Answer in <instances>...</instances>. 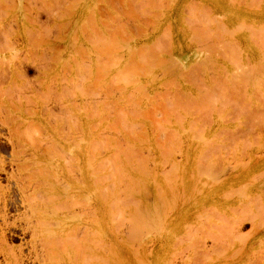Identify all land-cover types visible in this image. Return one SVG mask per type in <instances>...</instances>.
Wrapping results in <instances>:
<instances>
[{"label": "bare ground", "instance_id": "6f19581e", "mask_svg": "<svg viewBox=\"0 0 264 264\" xmlns=\"http://www.w3.org/2000/svg\"><path fill=\"white\" fill-rule=\"evenodd\" d=\"M41 1H43V0H41ZM44 1H46V0H44ZM53 1H55V2H53V4L55 3L57 5L58 2H56V0H53ZM63 1H64V4L68 3V2L66 3L65 0H63ZM63 1H61V3ZM74 1H76V0H74ZM259 1L264 4V0H259ZM15 2H14V4H15ZM36 2H37V0H36ZM43 2H41V3H43ZM16 3L18 4V1ZM28 3H29V1H28ZM51 3H52V1H51ZM61 3H60V5H61ZM145 3H146V1H145ZM162 3L163 2H161V4ZM68 4L70 5V3H68ZM22 5L25 6L26 4L23 3ZM45 5H46V7H50V4H48L49 6L47 4H45ZM45 5L42 7L45 8ZM113 5H115V4H113ZM63 6H65V8H66L67 5H63ZM70 6H69V8H71ZM74 6H75V4H74ZM74 6H72L73 9H74ZM93 6L95 7V4ZM93 6H91V8ZM29 7L26 6V8H29ZM24 8L25 7H23V11H25ZM67 8H68V6H67ZM254 8H256V7H254ZM51 9H49V10H51ZM73 9H71V10H73ZM49 10H47V11L50 12ZM30 11H28V9H27V11H25V12H29V14H32V13H30ZM87 11H88V9H87ZM129 11H131V10H129ZM53 12H54V10H53ZM66 12L70 13L69 10H67ZM66 12H65V14H66ZM3 13H4V11H3ZM60 13L58 14V16L60 15ZM71 13H72V11H71ZM91 13H92V11H91ZM93 13H92V15H93ZM148 13H149V11H148ZM192 13H191V15H193ZM22 14H24V13L22 12ZM33 14H34V12H33ZM61 15H62V13H61ZM141 15H142V12H141ZM37 16H39L38 11L34 14V19H36ZM86 16L88 17V15H86ZM113 16L116 17L117 15L114 14ZM131 16L133 17V15H131ZM153 16H154V14H153ZM197 17L199 19L203 16L198 15ZM109 18H110V16H109ZM211 18H213V16ZM202 19H199V20H202ZM86 20L87 21L89 20V22H90V19L86 18ZM191 20H192V17H191ZM191 20H190V23H191ZM206 20H207V18H206ZM206 20L203 19V21H205V23H206ZM33 21H34V23L36 22V20H32V22ZM110 21H111V18H110ZM194 21L195 20H193V22ZM242 21L243 20H241V22ZM193 22H192V25L194 24ZM199 22H201V21H199ZM214 22H216V21H214ZM241 22H239V23H241ZM90 23H89V25H90ZM205 23H203V24H205ZM244 23H246V21ZM255 23L251 22L249 25L246 24L247 26L245 25V29L247 31H250V32L251 31H253V32L256 31V32H254V33L252 32L250 34H248L247 32H244V33L251 40L250 41L251 44H249L248 46H250L252 49L257 51L258 60L261 62V64L256 67L254 65H252V66L248 65V63H247L246 65L249 66L248 69H247V67L246 68L244 67V69H242L240 67V63H242V65H244L243 64V58H242L243 52L240 51L241 50L240 46L238 47V45H237L238 43L236 41L231 40L230 43L228 42L227 44L225 43L226 41L225 42L221 41L224 44L223 43H220V44L215 43V45L213 44V42H211L212 44L210 43L208 45L205 42L204 47L207 49H203V50L205 52L207 51L206 53L204 52L205 53L204 55H206V56H204L203 53L202 54L200 53L199 55H193V52H192V55L189 54L187 59L182 61L184 68L187 67L186 71H188V66L190 65V63H193L194 60L198 63V67H201L202 65L199 66L200 65L199 63H202L203 67H202V70H200V72L202 71V78L200 77L201 75L200 76L198 75L200 77V78L199 77L198 78L200 79L199 81H201L204 85L203 79H205L204 75L206 72V67L210 65L212 67L211 68L212 70H213V68L219 69V68H217V65H214V64L220 63V61L215 57H218V56L220 57V54H221V56L222 55H224V56H223V58L222 57H220V58L225 60L226 63H228V62L230 63V61L236 60V63L234 61L233 64H236V68L238 69L237 71L240 74L235 73V75H234V74L229 73V76H227V77H226V75H228V74H226V75L223 74L224 76L222 78H221V76L220 77L214 76L216 78L213 79V84H212L213 86L208 85L210 87V88L208 87L210 90L208 88H207L208 90H206L204 87L200 86L201 87L200 89H205L203 91L200 90L202 94L204 93V91H206L203 96L201 95L202 97L200 96L201 93L199 94L200 91H193L190 88H184L183 89L184 91L182 90L181 93L184 94V92H185L186 98L182 99L181 97H179V95H177L178 92H176L175 96H177L179 98V100L182 99L180 101H177L178 99L177 100L175 99L177 97H175L173 95V93L175 92V90L173 88L172 94L169 93L171 91L168 92L169 94H171V96L173 95L171 98L175 99L174 102L170 103V104H175V107H172L173 109L171 108L172 105H169V107H168V103L165 100L161 99L162 98L161 95H159V94L155 95L152 92L153 91L151 88L152 86L150 85V81L152 80V78H151L152 76L151 77L149 76V72H151L152 70L150 71V69L147 68V66H149V64L153 63L152 61H154V60H152V59L154 56H152V59H149L145 48L142 47L145 50V52L141 47H140V49L137 48L138 50H140L139 52H137L135 50L136 47L132 46L133 47V48L131 47L132 50L133 51L135 50L137 52L136 56L140 55L141 54L140 52L143 51L142 54L140 55L142 58H140V56H139V59H141V60H139L138 58H135V60L132 61L130 53H128L130 57H127L124 60L120 61V58H122V57L120 55H119L120 56L119 57L118 54L115 55V53L117 52V51L115 52V50H116L115 48L117 47V46H115V43L117 44L118 41L117 42L111 41V43L113 42L114 44L112 43L109 46L105 45V47H104V45L102 46V44L105 43L104 40H106L105 34H103V32L100 30V28H97L94 26H92L93 29L97 28L98 30H100L102 32V34L100 31L99 32L97 31L98 34L99 33L101 34V36L100 35L98 36V34H96V31L95 32L93 31L96 34V36H98V38L96 36H94L95 35L94 34L93 36L96 38L91 36L93 38H90L89 42L91 41V39H94L93 42L97 43V41H98V43H99L98 47H96L97 44L95 45V48H97V49H95L97 51L96 53H94L95 51L92 49L94 51L93 53L95 55L97 54L96 59H103L100 57L101 56L100 54H102L101 52H104L106 50V53L104 52L105 55H109L111 57V58L109 57L110 59H108V57H107V61H106L107 63L106 64L102 65L101 64L102 60H100L97 62V63L101 62L100 65H98L96 63V65H98V66H96L94 60H90V56H88L89 58H87L90 61V62L89 61H87V62H89L90 64L86 63V61L84 62L83 58H82L84 55L81 56L80 53H81V51L85 52L84 49H86V54L85 53L84 54L87 56V55H89L87 52H91L90 48L85 47L86 45L81 46L80 41H78L79 47H77V48L74 45H73V47H75V48H73L72 44L69 43L71 45L70 47L73 48L74 50H76L75 52H73V54L79 53V56H80V57L78 56L80 58V60H79L80 63H79V61L78 62L76 61L77 59H75L76 58L75 56L72 57L73 54H71V51L68 52V54H71V57L74 59V60L72 59V61H74L72 63L75 65V61H76V63H79V65H77V64L76 65L81 67V69L85 68V67H82L85 65V63H86V65L88 64V71H86L87 68L85 70L82 69V71L80 70L81 72H83V74L85 72L86 78L84 76H82L83 74L80 71H79V73L75 72L77 74V76H76V74L74 73V70L75 71L77 70V72H78L79 67H77V69H76V66H75V69H74V66L72 65V68H71L72 69L71 70L72 76L69 75V77H67V78L65 77L66 76L65 74H67V70L65 71L66 72L65 74L63 73V76L59 75L61 80H62V78H66L65 80H63V81L57 80V82L55 81L54 84H53L51 79H50L51 82H50V80L48 82H44V83L39 81V84L35 86L25 77V70H26L27 66H30V64H31V66L33 65V66H35V68L40 69V68H42V66L40 67L39 65H41L42 63L40 62V64H38L36 59H33L32 56H31L32 58H29V59L28 58L17 59V61H16L17 63L15 64V67L13 69H10L8 71L9 73H6V74L3 73L2 75L0 74L1 77H3V81H0V101H1V103H3V108H2V106H0V127H5L6 129H8L9 137H10L11 143H12V150H11L10 155L8 157V161H9L10 165L15 164L16 171H17V176L13 175V176H15V178H14L15 191L18 194V200L16 201V209L18 210L19 207L24 208L25 211H24L23 215H24V217H26V221H25L26 227L31 231L32 237H41L43 239V242L40 243L41 248H43V249H49L50 248V250H51L52 248L55 247V244H57L58 242L67 241L71 232H73L72 234H74V231L77 232L76 230H74L72 228V226L74 224L72 223V225H70V219H72L74 217H78V216H75L77 213L72 210V205L74 208L75 204H73V203L77 204L79 202L78 205L83 203V201L82 202H80V201L82 200L83 195H85V194L87 195V193L83 194L84 193V189H83L84 183L82 182V179L78 178L79 180H81V182L78 181L79 183L74 184V186L72 185V183L69 182V179H68L69 177L67 178V174H69V172L67 173L68 168L66 167V163H65V161L67 160V155L65 157V154L69 153L72 150V148H74V146H75V148L78 147V149L80 151L78 154H80L81 151L84 150L82 142H85V146L89 147V149H91L94 153L101 152L103 150L102 148H106L108 150L107 147H109V149L111 148V150H112V152L109 153L108 157L102 158L103 160L96 157L97 155L95 156V154H94V156L92 155L95 162L97 161L95 164V167H96L95 172L96 173H95V175L93 174L95 176V179H94L95 185L92 182L93 183L92 190H93V192L96 193V195L104 203L103 207L105 210V214L107 216L106 219L109 220V223H108L109 227H110L109 229L111 230V232L114 233V235H116V237L118 239H120L121 242L122 241L124 242V244L127 248L126 251H128V252H126L128 255L127 258L119 257L118 254L117 255L115 254V250L113 248L114 246H112V244L113 245H115V244L114 243L111 244L109 241L105 240L103 237L105 235L102 234L101 236L100 235L97 236L98 237L97 239H99V240H96L97 242L100 241L98 243H100L101 247L99 245L98 248L101 249V253L96 254L94 252L93 254H95L97 256V259H94V257L96 258V256L92 255V252L91 253L86 252L88 256L92 255L91 257H89L91 259L88 258L89 262L94 259L93 261L97 262V260H98V263L100 262L99 264H159V258L157 256H158L160 250L158 249V247H156V242L154 240V238L156 236H154V235L152 236V241H151V239H149L150 237L148 238V240L146 237L150 236L149 234H152L154 231L156 233L157 230H161L162 227H164L163 221L165 220V215L167 216L171 212V210H169L167 208H169V206H170V209H171V206L174 207V205H175L174 203H176L175 199H178L179 195L183 196V198H181V199L184 200V197H185L186 199H188L190 201L189 204L186 202V204H185L186 207H188L189 205L192 207L197 205L198 213H196V214L194 213V214H195V217L198 216L197 218L199 219L198 224H197L198 226L195 225V226H197V229H198V233L196 234L195 238L186 242L185 246L182 245L184 249H182V247L179 249L181 251L186 250L187 252H190V253H188L187 259L183 262V264L190 263L189 259L191 258L192 253L196 254L199 264H205V262L208 261L210 258H215L219 261L220 264H224L227 262V260L223 258L226 255L228 257H231V255H232L234 257V259L236 260L235 261L236 264H245L250 260L251 256H253V254L255 252H253L251 249H249L247 247L246 238H245L246 235L240 233L239 226L241 224H243L245 221H250L252 228H251L250 234L247 237V239L249 241L248 243L250 245L256 243V241L259 240V235H261L262 233L264 234V27H263L264 25L260 27V28L263 27L262 28L263 30L260 31V29L258 27H256V28L254 27V26H256ZM45 24H44V26H46ZM86 24H85V26H86ZM124 24H125V22H124ZM196 24L198 25L200 23H196ZM208 24H210V23H208ZM197 25H196V27L198 28ZM40 26H42V25H40ZM205 26H206V24H205ZM218 26H222V25L219 24ZM240 26H241L240 28L244 27V25L242 23L240 24ZM202 27H203V25H202ZM202 27L199 26L198 29H201ZM80 28L78 29L79 31L81 30ZM204 28H202L201 30L204 31ZM209 28H211V27H209ZM216 28H217V26L212 27V30H216ZM240 28H236V29H240ZM193 29L195 30V28H193ZM217 29L219 30V32L213 31V33H214L213 34L212 30H211L209 34H213V37H214V35L216 36V34L219 35V34H222V32L223 33L226 32V30H224L225 28H223V26H222V28H217ZM1 30H2V28H1ZM44 30H46V27H44ZM47 30H48V27H47ZM117 30H116V33H117ZM191 30H192V28H191ZM207 30L205 29L204 32H209L210 29H207ZM89 31H90V29H88L87 34ZM197 31H196V33H197ZM44 32H46V31H44ZM72 32H74L73 29H72ZM120 32H122V31H120ZM204 32H202V33H204ZM80 33H81V36H83V34H82L83 31H81ZM202 33L201 32L198 33V34H200L199 37L194 35L195 37H197L199 39V41H200L199 43H201L202 41L205 40L204 36L201 35ZM29 34L30 33H27L28 37H29ZM40 34H42V36H43L44 33L40 32ZM75 34H76V32L71 33L70 37H72V36L74 37ZM46 35H48V33H46ZM102 35H103L104 39L101 38ZM163 35H164V33H163ZM218 35L216 36L217 38H218ZM107 36H106V38H107ZM210 36L212 37V35H210ZM221 36H219V37H221V39H222L224 35L222 34ZM73 37L70 38V42L73 41ZM76 37H77V35H76ZM76 37H75V39H76ZM84 37L85 36H83V38ZM113 37L115 40L114 35L110 36V38H112V39H113ZM122 37H123V35H122ZM191 37H193V36H191ZM4 38H3V41H4ZM38 38H39V35H38ZM41 38H43V37H41ZM46 38H48V37H46ZM231 38H233V37H231ZM75 39L73 41L74 44H75ZM86 39H89V38H86ZM112 39H110V40H112ZM99 40H100V42L101 41H103V42L100 43ZM43 41H45V40L42 39V42ZM68 41H69V39H68ZM87 41L88 40H86V42ZM212 41H213V39H212ZM196 42H198V41H196ZM218 42H220V39L218 40ZM234 42H236V44ZM30 43H31V41H30ZM95 43L92 44L93 45L92 48H94ZM155 43L157 44L156 41H155ZM155 43H152V47L154 46L153 47L154 52H151V50H150V52L151 53L157 52L155 55L159 59L158 62L160 60L163 61L162 59H160L162 56L159 55V53L161 52V49H162L161 45H156ZM159 43H161V42L159 41ZM167 43H169V42L167 41L166 44ZM34 44L35 43L32 42L33 46H34ZM67 44H68V42H67ZM118 44L120 45L119 42H118ZM125 44H127V42ZM125 44H124V46L126 48L127 46ZM39 46L40 45L35 46L34 47L35 50ZM48 46H50V45H48ZM80 46H81V48H80ZM90 46H91V44H90ZM12 47L13 46L6 44V49L8 50V52H9V50L13 49ZM99 47H102V48L104 47L105 48L104 51H102V48H100L101 49L100 50ZM128 47H129V45H128ZM150 47H151V45H150ZM52 48H54V47L52 46ZM59 48H61V46ZM63 48H61V49H63ZM78 48H80V50ZM87 48L89 50H87ZM131 48L129 47V48H127V50L128 49L131 50ZM164 48H165V46H163V49ZM199 48H201V47L199 46ZM46 49H48V47ZM50 49L51 48H49V50ZM146 49H147V47H146ZM149 49L150 48H148V50ZM218 49H220L221 51L219 50L220 52L219 51L217 52ZM238 49H240L239 50L240 53L238 52ZM68 50H70V49H68ZM74 50H72V51H74ZM98 50H100L101 52L99 53ZM41 51H43V49ZM41 51H39L40 52L39 55L37 54L39 57L42 55L41 53L46 52V51H43V52H41ZM59 52H60V49H59L58 53ZM119 53H121V52H119ZM1 54H2V51H1ZM157 54L160 57H158ZM195 54H198V52ZM45 55L46 54H44V56ZM54 55H55V53H54ZM95 55H93V57H95ZM214 55H215V57H214ZM17 56H18V54H17ZM38 56H36L35 58H37ZM47 56H48V52H47ZM47 56H46V59H47ZM56 56L59 57V55H56ZM39 57H38V59H40V58L42 59V57H40V58ZM49 57H52V52H51V56L49 55ZM57 57H55V58H57ZM44 58L45 57H43V59ZM116 58L117 59L119 58V60H116ZM157 58H156V60H157ZM190 58H191V61H189ZM1 59L2 58H0V60ZM60 59H61V57H59V59L57 58L56 61H59ZM63 59H62V61H64V63L61 62V65H60L61 68H62V66H64L63 64H65V66L67 65L66 67H70L68 65L69 62L66 60V59H68V57L65 58L64 60ZM85 59H86V57L84 56V60ZM104 59H106V58L104 57ZM136 59L143 62L144 63L143 67L144 68L146 67L148 70H146V68H145L146 71H144V70L141 71V69L138 68V67H142L141 62L137 61ZM170 59L171 58H168V60H170ZM9 60L10 59H8V61ZM51 60L52 59H50L49 61L51 62ZM65 60L68 64L65 63ZM164 60H166V59H164ZM2 62H0V63H2ZM54 62H55V60H54ZM82 62H84V64H82ZM137 62L140 63V66L138 64V67L136 66ZM155 63L158 64L156 61H155ZM177 63H178V60H177ZM45 64H42V65H44V68H46ZM54 64H56V63H54ZM47 65H49V64H47ZM223 65H225V64L223 63ZM223 65L221 66L220 69L221 70L223 69V71H224L225 66L223 67ZM229 66H230V64H229ZM150 67H152V65H150ZM198 67H196V68H198ZM191 68L193 70V66H191ZM66 69H68V68H66ZM64 70H65V68H64ZM64 70H62V71L64 72ZM168 70H169V68H168ZM91 71H92V73H91ZM164 71H165V69H164ZM227 71H229V70H227ZM86 72H88V73H86ZM89 72L92 75L89 74ZM99 72L101 74H99L100 76L98 75L99 76L98 77L97 74ZM189 72H190V69H189ZM229 72H231V70ZM153 73H155V72H153ZM153 73H151V74H153ZM184 73H186V72H183V74L177 73V75H178V77H181V74L184 75ZM192 73L193 72H191L190 75ZM194 73H196V72H194ZM166 74H168V73H166ZM169 74H171V73H169ZM87 75L91 76V79L89 81V82L92 81V84L90 83L91 86L92 85H96V86L99 85L98 86V88H99L100 85H102L103 87L101 86L102 88L101 87L100 88L103 89L105 87L107 89V91L114 89L115 84L118 86V84L115 83L116 80L119 83L122 82L120 84H122L123 87H128L129 88L127 91L128 94L127 93L126 94L129 95L131 97V99L133 98L132 99L133 103L132 104H130L129 102L128 103L130 104V106L133 105V107H135V108H132V107L131 108H132V110L134 109L133 113L135 112V116L137 118L138 117L139 118H146V117H144V114L148 112L146 110L148 108H146V107H147V105H150L149 100L154 99V95H155V98H157V96H158V100L159 101L162 100L161 101L162 103L165 102L164 104H161V105H163L162 107H165V108L168 107L169 108V109L166 108L167 110H165V108H163V110H162L164 112L166 111L165 116H164L165 119L163 117H161L164 114H162L161 116L158 115V114L162 113V111L160 112V110L158 108H156V110H154V111L152 110V112L155 113V111H157V109H158L157 112H160V113L155 114V115H158V117H156L154 115L155 117L154 118L151 117V118H152L153 122H155V124L158 123V125H157L158 127L159 126L161 128L164 127L162 129V131L165 135L167 134L166 131H164V129L166 130V128H168L170 130V132H168V133L169 134L171 133V134L170 135L167 134L169 138H167L168 141H166L164 143V145H163L164 147H161V144L157 143V141H159V142L161 141L162 137L166 138L163 133H162L163 135L161 134L162 137L160 138V140H157L156 144H155V145H158L160 148L156 147L155 145L151 146L154 149H157V151H156L157 157L156 158L154 157L155 154L154 155L151 154L152 151L148 152L146 150L154 158V160L153 159L147 160V161H152V163L146 162V161H144V159H140V157L143 154L138 153L140 155H134L133 153H136V152H133L132 150L129 149L132 144H133V147L135 146L134 145L135 140L131 139L130 136L127 135V133L132 132L133 134H135V130H132V129L129 130L127 128H129V127L132 128V126L136 123V121H134L132 118H130V116H128L127 114H125L123 112L125 110L121 111V108H122L121 107L120 111L118 110L119 108L117 109L119 111V114H117V122H116L115 111H117V110H115L114 100H113V103H114L113 106L114 107L113 108L112 107H106L105 108L106 110L104 109V106H102V104L99 105L98 107L96 106L95 103L98 100L94 101L95 106L98 108V112H96V115L99 114V116H100L103 112L102 110L104 109V111H106L104 114H106L107 116L106 115L103 116V114H102L103 118L107 117V119H108V117L112 115L111 114V112H112L113 113L112 117H114V119L111 118L112 120L110 121V123H108L107 119H103L101 117V119H98L97 124H94V127H95V125H97V127L101 128L100 131L98 133H96L98 129H97V127H95V129H94L95 134L91 135L92 131H90V134H88V136L85 135L83 127H82V125H83L82 124V117H80L82 114V111H83L82 110L83 109V107H82L83 102L80 104H77V102H75V100H76V96H78V95L81 96V95L85 94L87 91V90L86 91L84 90L85 87H87V86H85V84L83 83L84 80L88 79ZM95 75L98 78H95L96 77ZM186 75H189V73H186ZM153 77L157 78L156 74H154ZM189 77L187 76L188 79H190ZM81 78H83V80ZM170 78H172V77L170 76ZM120 79H122V80H120ZM206 79H205V81H206ZM166 80L168 81L169 77L166 78ZM161 81L164 82L163 80H161ZM171 81H175V77H174V80L171 79ZM171 81L167 82L168 85L174 86V83ZM186 81H187V79L185 77L183 80H180L179 83L178 82L175 83V85L176 84L181 85V84L185 83ZM89 82L86 83V85L87 84L89 85ZM205 84L207 85L208 83H205ZM3 85H5V86H3ZM129 86L132 88L130 89ZM176 87L179 88L178 85ZM176 87H175V89H176ZM88 88L91 89L90 86H88ZM118 88H119V86H118ZM120 90H122V87L120 88ZM123 90L126 91V89H123ZM84 91H85V93H84ZM92 91H93L92 89L90 91H87L88 95H90L89 92L92 93ZM178 91H181V89H179ZM104 92H106V91H104ZM131 92L133 93L132 95H134L133 97H132V95H130ZM87 93L85 95H87ZM93 94H94V91H93L92 95ZM105 95H108V94H105ZM136 95L143 98V100L140 98V101L142 100L143 104L139 101H136V99L134 100V97H136ZM180 96L184 97V95H180ZM103 97H105V96L103 95ZM126 97H128V96H126ZM66 98L71 99L73 101V107L74 108L72 107V104L70 105L67 103L68 99L66 101ZM127 99H129V98H127ZM79 100H82V99H79ZM104 100L107 101V99H104ZM72 101H71V103H72ZM74 102L77 105H75ZM125 102H126V100H125ZM130 102H131V100H130ZM155 102H153V103H155ZM98 103H100V102L98 101ZM110 103L111 102H109V104ZM107 104H108V102H107ZM155 105H156V103L153 105L154 109H155ZM111 106H112V104H111ZM126 106H127V104H126ZM162 107L160 106L159 108L161 109ZM72 108L79 111V114H77L75 116V118L77 119L76 120L77 122L79 119L80 122L78 124H79V126H81V127H79V128H81V130L75 129L78 131V132L76 131L78 133V134L76 133L78 136L75 133L73 134V135L77 136L76 137L77 139L74 140L75 143L72 140V142H73L72 145L76 144L77 146L76 145H74V146L70 145L69 146V144L67 142L68 140L65 137V132H64V131H66V133L68 132V130H66V129L64 130L65 126L70 130L71 124L73 122H75V119L72 122L74 115L70 116V112H72V110H71ZM110 108H111V110H110ZM144 108L147 112L144 111ZM151 108H152V106H151ZM151 108L149 110H151ZM139 109L142 110L143 112H145L144 114H142L143 116L141 114H139V112H138V111H140ZM91 110H92V107H91ZM126 110H128V109H126ZM193 110L196 111L195 122L191 118V116L193 115ZM2 111H4L6 114H4V112H2ZM136 112H138L137 115H136ZM150 112L151 111H149L148 116H150V114L153 116L152 112L151 113ZM129 114H131V113H129ZM85 116H87V115H85ZM91 116H93V115H91ZM148 116H147V118H148ZM160 117L163 118V120L160 119ZM98 118H100V117H98ZM155 118L156 119L158 118V120L157 121L154 120ZM190 118H191V120H190ZM152 120L151 121L149 120V121L152 122ZM77 122H76L75 126L77 125ZM153 122H152V124H153ZM161 122H163V123H161ZM164 123H166V124H164ZM72 125H74V123ZM115 125H118V126H115ZM88 127H89V125H88ZM72 128H73V126H72ZM121 128L122 129L124 128L125 131L127 132V133H125L124 130H120V131H122V133H124V135L126 137V145H125L126 147H124V145H123V147H121V145H119V143H117L115 141V139H117L121 135V133L119 132L120 135L117 137H114L115 133L117 132L116 130H119ZM168 129H167V131H168ZM73 130H74V128H73ZM158 130H160V131H158ZM158 130H156V132L158 134L160 132H162L161 129H158ZM79 131H81V132H79ZM34 132L35 133L38 132L39 137L41 136L40 138L43 139L42 145H40V144L34 145L33 144V139L36 135H33L34 137L32 139L30 134L34 133ZM63 132H64V134H63ZM39 133H43V135L42 134L40 135ZM70 133L72 135V132H70ZM152 134L153 133L151 132V136H152ZM158 134L157 135L155 134L156 137H153L154 140H156V138L159 139L160 134L159 135ZM38 135H37V137H38ZM145 135L146 134L144 133V136ZM70 136H69V139H70ZM40 138L35 137V139H38L37 141L41 142V140H39ZM145 138L147 140L148 137L145 136ZM71 139H74V138L71 137ZM122 141H124V140H122ZM163 141H164V139H163ZM119 142H120V139H119ZM69 143H71V141ZM166 144H167V146H166ZM146 147H147L146 149H148V150L150 149L148 145ZM68 149L69 150L71 149V150L69 151ZM100 149H102V150L99 151ZM93 152H92V154H93ZM192 152H195L197 154L198 161H197V163H195V165H197V166H195V168H196L195 171L197 172V173H195V175H197L196 176L197 179L195 182L196 183V190H195V194H194L195 197L191 199V195H190L191 189L194 187L195 184L191 188V181H190V178L188 177V173L186 171V169L188 168V162L189 161H186L187 162L186 164H181L179 162H176L174 160V158H175V155L178 153V155H180V156L182 155L183 157H186V159L188 160L190 158ZM82 155H83V153L81 154V156ZM92 156H91V159H92ZM138 156H139V158H137ZM0 158H2V157H0ZM65 158H66V160H65ZM138 159H139L140 163L137 162ZM168 162H169V166L167 164ZM77 166H78V164H77ZM158 167H161L160 168L161 173L159 171V174H161V175L158 174V170H159ZM0 168H1V164H0ZM78 169L81 170L79 167H78ZM78 173L80 174V172H78ZM190 174H192V172H190ZM80 175H82V178H83V174H80ZM142 175H144V176L146 175V177H148V181L150 182V184L152 186H154V189H153L154 199L152 200V202H146V200L140 199L137 196H135L137 198H136V200H134L135 198L132 197L134 195V193H136V188H135L136 186L134 184L135 183L134 180H136V181L140 180L141 179L140 177ZM79 177L81 178V176H79ZM144 179H145V177H144ZM74 180L77 181L76 178ZM168 181L169 182L171 181L170 185H171L172 189L175 190L177 195L179 194L178 197L176 196V193L173 192L172 189H169L170 185H169ZM194 181H195V179H194ZM142 182L143 181L141 179L140 183H142ZM163 182L168 183V184L165 183L166 185H164V186L169 185L168 189H169V192L171 193V195H172V193L175 194L174 197H173V195L170 196V197H172V199L175 198V199H173L175 201L174 203L172 202V204H171L172 199L170 197L167 198V200L168 199L170 200L169 202L171 205H167L168 202L166 203L165 202L166 199L164 200V196H163L164 195L163 194L164 188L163 189L161 188L162 193L159 191L160 189H158L161 187L160 184ZM144 183L145 182H143V185H141V187H143V188H144V186H146V184L144 185ZM158 184H159V186H158ZM136 185H138V182L136 183ZM157 186H158V188H157ZM210 186L213 187V189H211L213 191V195L209 201H206V202H209V205H204V203L203 204L197 203V198L200 195H203L204 191L206 189H208ZM143 188H141V190H143ZM137 189L139 190L138 187H137ZM194 189L195 188H193L192 191ZM75 190H76V193H74ZM157 190H158V192H157ZM171 190H172V192H171ZM231 190L234 192H240L239 190H243L246 193V195L249 197L250 201H252V203L250 205H248L249 201H246V202L241 203L238 206H232L234 204H231V199H230V197H228L229 191H231ZM144 193H145V191H144ZM137 194H139V191ZM3 195H4L3 186H1V184H0V199L3 197ZM73 195H76V197L75 196L72 197ZM77 197H78V199H77V201H75V199ZM87 198L88 197L86 196L85 199H87ZM146 199H147V197H146ZM70 200H72L73 202ZM85 201H84V203H85ZM89 201H91V200H89ZM147 201H148V199H147ZM182 201L180 200V202H182ZM164 202L166 203V205ZM82 206L85 207V205H82ZM83 207H81V208H83ZM164 208L169 210V213L167 210H166L167 211L166 212ZM176 208L178 210L180 209L178 207H176ZM207 209L211 210V212L213 214V219L210 217V214L207 211ZM72 211L74 212L73 216L71 215ZM164 213H166V214L164 215ZM3 215H6V213H3ZM78 215H79V213H78ZM81 215L82 214L80 213V216ZM78 219H79V217H78ZM181 220L183 221L182 218H181ZM113 224H116L115 227L112 226ZM122 224L127 225V227H126V229H127L126 233L127 234L125 236L121 237L119 235L120 234V228L119 227H122L121 226ZM207 224H208L207 229L202 228L203 225H207ZM193 225H194V223H193ZM70 226L72 228V231L70 230L71 229ZM73 227H75V226H73ZM79 228H80V226H79ZM165 230L167 231V233L170 231V230L168 231V228ZM78 231H80V230H78ZM95 232H96V230H95ZM77 233H75V234H77ZM81 233H82V231H81ZM90 233H92V232H90ZM97 233L100 234L101 232H97ZM167 233H164V231H163L164 236ZM184 233H182V232L180 233V234H182L181 236L184 235V237H182V238H180L181 237L180 234H179V238H178V235H177V237L174 236V237H176V238H174L175 241H178V242H174L175 244H174V246L172 244V247H175L176 243H178L180 246V243H182L186 240L185 239L183 241V239L186 237ZM75 234L73 237H75ZM83 235L81 234V236H83ZM86 236H87V233H86ZM162 236L163 235H161V237ZM0 237H2L1 232H0ZM76 237H77V235H76ZM157 238L160 239V237H157ZM177 238H178V240H176ZM206 238H210L211 245L209 247L205 244ZM180 239H181V241H179ZM144 240L145 241L147 240L146 243H148L149 240L154 243V245L152 246L151 249L146 248L147 250H145V246H146L145 244L146 243H144L145 242ZM160 241H161V239H160ZM263 243H264V241H263ZM165 244H167V243H165ZM161 246H162V243H161ZM147 247H148V245H147ZM31 248H35V243H33ZM98 248H97V250H98ZM116 250H118V249H116ZM179 250H177L176 253H178ZM72 251L74 252V250H72ZM172 252H173V250H172ZM90 264H91V262H90ZM92 264H94V263H92Z\"/></svg>", "mask_w": 264, "mask_h": 264}, {"label": "rangeland", "instance_id": "374dc122", "mask_svg": "<svg viewBox=\"0 0 264 264\" xmlns=\"http://www.w3.org/2000/svg\"><path fill=\"white\" fill-rule=\"evenodd\" d=\"M14 1V0H13ZM12 0H0V58H2L1 60H0V62H2V63H0V74L2 75L3 73H9L8 71L10 70V69H13L14 67H15V64L17 63L16 61H17V59H25V58H32L33 57V59H36V61H37V63L38 64H40V62L42 63V64H45L46 66V68H44V65H39L40 67L42 66V68H40V69H38V68H35V66H31V64H30V66H27L26 67V70H25V77L33 84V85H38L39 84V81H41L42 83H44V82H48L50 79L52 80V82H53V84L55 83V81L57 82V80L58 81H63V80H65L67 77H69V75L70 76H72V65L74 66V69H75V66H76V69H77V67H79V66H77V65H79V63H80V56H79V53H77V54H73V52H75L76 50H74L73 48H75V47H73V45L74 46H76V48L77 47H79V45H78V41H80L81 43H80V45L81 46H84V45H86L85 47H88V48H90V51L91 52H87L89 55H85L86 54V49H84V51L85 52H82L81 51V53H80V55L82 56V55H84L85 57H86V59L84 60V56L82 57L83 58V61L85 62L86 61V63H88V64H90L89 62V59H87V58H89L88 56H90V60H94V62H95V65H96V63L98 62V61H100V60H102V63L101 62H99V63H97L98 65H100V63L103 65V64H106L107 62V57H108V59H110L111 57L109 56V55H105V53H106V50L104 51V47H105V45L106 46H109V45H111L113 42H119L120 43V45L118 44V42H117V44L115 43V46H117L115 49V55L116 54H118V56L120 55L122 58H120V61H122V60H124L125 58H127V57H130L131 56V60L133 61V60H135V58H138L139 59V56L142 54V52L143 51H141L139 54L140 55H137L136 56V53L137 52H139L140 50H138V49H140V47L142 48H145V50H146V53L148 54V58L149 59H152V56H154L153 57V59L152 60H154V61H152L153 63L152 64H149V66H147V68H149L150 69V71L151 72H149V76L152 78V80L150 81V85L152 86L151 88H152V92L156 95V94H159V95H161V99H163V100H165L167 103H168V107H169V105H172L171 106V108L172 107H175V104H170V103H172V102H174V100L176 99H178L177 101H180V100H182V99H184V98H186L185 97V92H184V94H182L181 92H182V90L184 89V88H190L191 90H193V91H203V90H208L210 87L209 86H213L212 84H213V79H215L216 77H214V76H218V77H220L221 76V78L224 76V75H226V74H228V75H226V77L227 76H229V73L230 74H234L235 75V73H237V74H240L237 70V68H236V64H233L234 63V61H235V63H236V60H233V61H230V63L228 62V63H226V61L225 60H223L222 58H223V56L224 55H222L221 56V54H220V57H222V58H220L219 56L218 57H215V55H214V57L215 58H217L219 61H220V63H218V64H214V65H217V68H219V69H216V68H213V70L211 69L212 67L209 65V66H207L206 67V72H205V75H204V77H205V79H206V81H205V79H203V82H204V85H203V83L201 82V81H199L200 79V77L202 78V71L200 72V70H202V67H203V64L202 63H199L200 65L199 66H201V67H198V63L194 60V62L193 63H190V65L188 66V71H186V69H187V67L186 68H184V66H183V60H185V59H187V57H188V55L190 54V55H192V52H193V55H199L200 53L202 54L203 53V55L207 52H205L203 49H207V48H205L204 47V45H205V42H206V44L208 45V44H210L211 42H213V44L215 45V43L216 44H220V43H223V42H225L226 44L229 42L230 43V41L232 40V41H236L238 44V47L240 46V49H238V52L240 53V51H242L241 53H242V58H243V64L244 65H242V63H240V67L242 68V69H244V67L246 68L247 67V69H248V65H254V66H259L260 64H261V62L258 60V53H257V51L256 50H254V49H252L250 46H248L249 44H251V40L249 39V37H247L246 35H245V33L244 32H247L248 34H250V33H252L253 31H247L246 29H245V25L247 24V25H249L251 22H256L255 23V25L256 26H254L255 28L256 27H258L259 29H260V31H262L263 29V23H264V4L263 3H261L259 0H76V1H74V0H65V2L67 3H70V5L67 3V4H64V1L63 0H56V2H58L57 3V5L54 3L53 4V2H55V1H53V0H51L52 1V3H51V1L50 0H46V1H41V2H43V3H41L39 0H37V2H36V0H15L16 2L18 1V4L15 2V4H14V2H13ZM28 1H29V3H28ZM61 1H63L62 3H61ZM74 1V2H73ZM79 1V2H78ZM134 1V2H133ZM138 1V2H137ZM145 1H146V3H145ZM234 1V2H233ZM249 3H248V2ZM47 2V3H46ZM61 3V5H60V3ZM72 2V3H71ZM76 2V3H75ZM128 2V3H127ZM132 2V3H131ZM161 2H163L162 4H161ZM258 2V3H257ZM26 4L25 6L24 5H22V4ZM41 3V4H40ZM156 3V4H155ZM197 3V4H196ZM256 3V4H255ZM17 4V5H16ZM32 4V5H31ZM39 4V5H38ZM45 4H50V7H46V5ZM67 5L68 6V8H67V6H66V8H65V6H63V5ZM74 4H75V6H74ZM95 4V7L93 6ZM112 4V5H111ZM113 4H115V5H113ZM135 4V5H134ZM144 4V5H143ZM167 4V5H166ZM16 5V6H15ZM45 5V8L44 7H42V6H44ZM53 5V6H52ZM56 5V6H55ZM169 5V6H168ZM25 7L24 9H25V11H27V9H28V11H30V13H32V14H29V12H25V11H23V7ZM26 6L27 7H29V8H26ZM49 6V5H48ZM69 6L71 7V8H69ZM72 6H74V9H73V7ZM91 6H93L92 8H91ZM248 6V7H247ZM39 7V8H38ZM42 7V8H41ZM54 7V8H53ZM61 7V8H60ZM98 7V8H97ZM254 7H256V8H254ZM48 8V9H47ZM54 10V12H53V10ZM66 10H65V9ZM161 8V9H160ZM2 9V10H1ZM43 9V10H42ZM49 10V9H51V10H49L50 12H48L47 10ZM71 9H73V10H71ZM87 9H88V11H87ZM67 10H69V12L70 13H67L66 11ZM72 11V13H71V11ZM97 10V11H96ZM99 10V11H98ZM121 10V11H120ZM129 10H131V11H129ZM134 10V11H133ZM200 10V11H199ZM3 11H4V13H3ZM39 12V16H37L36 17V19H34V14L36 13V12ZM91 11H92V13H93V15H92V13H91ZM148 11H149V13H148ZM153 11V12H152ZM156 11V12H155ZM187 11V12H186ZM197 11V12H196ZM6 12V13H5ZM22 12L24 13V14H22ZM33 12H34V14H33ZM56 12V13H55ZM61 12L62 13V15H61V13H60V15L58 16V14ZM65 12H66V14H65ZM88 12V13H87ZM118 12V13H117ZM129 12V13H128ZM132 12V13H131ZM140 12V13H139ZM141 12H142V15H141ZM147 12V13H146ZM193 12V13H192ZM202 12V13H201ZM191 13L193 14V15H191ZM198 13V14H197ZM26 14V15H25ZM52 14V15H51ZM68 14V15H67ZM104 14V15H103ZM117 15L116 17L115 16H113V15ZM121 14V15H120ZM135 14V15H134ZM153 14H154V16H153ZM190 14V15H189ZM196 14V15H195ZM202 14V15H201ZM70 15V16H69ZM86 15H88V17L86 16ZM103 15V16H102ZM123 15V16H122ZM127 15V16H126ZM131 15H133V17L131 16ZM156 15V16H155ZM188 15V16H187ZM195 15V16H194ZM203 16V17H201V18H199V19H205L206 20V18H207V20H206V23H205V21H203V19L202 20H199L198 19V17L197 16ZM28 16V17H27ZM64 16V17H63ZM91 16V17H90ZM93 16V17H92ZM109 16H110V18H111V21H110V18H109ZM113 16V17H112ZM139 16V17H138ZM187 16V17H186ZM213 16V18H211ZM31 17V18H30ZM115 17V18H114ZM191 17H192V20H191ZM197 17V18H196ZM210 17V18H209ZM85 18V19H84ZM86 18H88V19H90V22H89V20L87 21L86 20ZM117 18V19H116ZM133 18V19H132ZM138 18V19H137ZM189 18V19H188ZM195 18V19H194ZM36 20V22L34 23V21L32 22V20ZM145 19V20H144ZM152 21H151V20ZM215 19V20H214ZM30 20V21H29ZM50 20V21H49ZM52 20V21H51ZM100 20V21H99ZM187 20V21H186ZM190 20H191V23H190ZM193 20H195L194 22H193ZM241 20H243L244 22L246 21V23H244L243 21L241 22ZM94 21V22H93ZM199 21H201V22H199ZM203 21V22H202ZM209 21V22H208ZM214 21H216V22H214ZM220 23H219V22ZM222 21V22H221ZM103 22V23H102ZM110 22V23H109ZM115 22V23H114ZM123 24H122V23ZM124 22H125V24H124ZM134 22V23H133ZM149 22V23H148ZM191 24H189V23ZM192 22L194 23L193 25H192ZM200 23V24H196V23ZM210 23V24H208V23ZM218 22V23H217ZM239 22H241L243 25H244V27H242V28H240L241 26H240V24L241 23H239ZM250 22V23H249ZM46 23V24H45ZM87 23V24H86ZM89 23H90V25H89ZM148 23V24H147ZM203 23H205L206 24V26H205V24H203ZM217 23V24H216ZM222 23V24H221ZM44 24L46 25V26H44ZM62 24V25H61ZM68 24V25H67ZM84 24V25H83ZM85 24H86V26H85ZM104 24V25H103ZM113 24V25H112ZM123 26H122V25ZM222 25L223 26V28H225L224 30H226V32H222V34L224 35L223 36V38L221 39V35L222 34H216V36L218 35V38L214 35V37H213V31L214 32H219V30L217 29V28H222V26H218V25ZM225 24V25H224ZM40 25H42V26H40ZM88 25V26H87ZM147 25V26H146ZM196 25L198 26V28H199V26H201L202 27V25H203V27L202 28H204V31H205V29L207 30V29H210L209 30V32H204V31H202L201 29H198L197 27H196ZM208 25V26H207ZM246 25V26H247ZM260 25V26H259ZM39 26V27H38ZM46 27V30H44V27ZM59 26V27H58ZM66 26V27H65ZM82 26V27H81ZM85 26V27H84ZM92 26H94V27H97V28H100V30L103 32V34H105V39L106 40H104L105 41V43H103L102 44V46L104 45V47L102 48V47H99V49L100 48H102V51H104V52H101L100 50H98V52L100 53H102V54H100L101 56V58H103V59H96V56H97V54L95 55L94 53H96L97 51L95 50V49H97V48H95V45L97 44V46L96 47H98V41H97V43H95V42H93V40L94 39H91V41L93 42V43H95L94 44V48H92L93 47V43L90 41L89 42V40H90V38H93L94 36H96V34H98V32L100 31V30H98L97 28L94 30L93 29V27ZM111 26V27H110ZM195 26V27H194ZM215 26H217V28H216V30H212V27H215ZM261 26H263L262 28H260ZM42 27V28H41ZM47 27H48V30H47ZM57 27V28H56ZM81 27V28H80ZM88 27V28H87ZM108 27V28H107ZM110 27V28H109ZM147 27V28H146ZM207 27V28H206ZM209 27H211V28H209ZM1 28H2V30H1ZM37 28V29H36ZM41 28V29H40ZM81 29L80 31L78 30V29ZM85 28V29H84ZM93 30H92V29ZM115 28V29H114ZM151 28V29H150ZM191 28H192V30H191ZM193 28H195V30L193 29ZM236 28H240V29H236ZM39 29V30H38ZM72 29H73V31L74 32H76V34H75V36L73 37L72 35V37H73V41H74V39H75V37H76V35H77V37H76V39H75V44H74V42L72 41V42H70V38H72V37H70V34L71 33H74V32H72ZM75 29V30H74ZM83 29V30H82ZM88 29H90V31L88 32V34H87V31H88ZM105 29V30H104ZM118 29V30H117ZM120 29V30H119ZM142 29V30H141ZM198 31H197V30ZM254 29V28H253ZM46 31V32H44V31ZM112 30V31H111ZM116 30H117V33H116ZM168 32H167V31ZM201 30V31H200ZM212 30V33L213 34H209L210 33V31ZM252 30V29H251ZM48 31V32H47ZM60 31V32H59ZM64 31V32H63ZM81 31H83V36H85L84 38H83V36H81ZM96 31V34L94 33V32ZM98 31V32H97ZM100 31V32H101ZM115 31V32H114ZM120 31H122V32H120ZM138 31V32H137ZM196 31H197V33H196ZM202 33V32H204V33H202L201 35H203L204 36V41H202L201 43H199L200 41H199V39L197 38V37H199L200 36V34H198V33H200V32ZM208 31V30H207ZM5 32V33H4ZM40 32L42 33H44L43 34V36H42V34H40ZM51 34H50V33ZM93 32V33H92ZM102 32H101V34H102ZM127 32V33H126ZM142 32V33H141ZM164 33V35H163V33ZM194 32V33H193ZM254 32H256V31H254ZM253 32V33H254ZM27 33H30L29 34V37H28V35H27ZM46 33H48V35H46ZM110 33V34H109ZM112 33V34H111ZM124 33V34H123ZM162 33V34H161ZM90 34V35H89ZM95 34V35H94ZM101 34L99 33L98 34V36L100 35L101 36ZM166 34V35H165ZM169 34V35H168ZM192 34V35H191ZM205 34V35H204ZM38 35H39V38H38ZM55 35V36H54ZM87 35V36H86ZM94 35V36H93ZM110 35V36H115V40H114V37H113V39L112 38H110V36L108 37V36ZM122 35H123V37H122ZM160 35V36H159ZM197 36V37H195V36ZM210 35H212V37L210 36ZM62 36V37H61ZM90 36V37H89ZM91 36H93V37H91ZM98 36H96L97 38H98ZM106 36H107V38H106ZM122 38H121V37ZM191 36H193V37H191ZM219 36H221V37H219ZM4 38V41H3V38ZM41 37H43V38H41ZM46 37H48V38H46ZM57 37V38H56ZM64 37V38H63ZM96 37H94V38H96ZM162 37V38H161ZM166 37V38H165ZM231 37H233V38H231ZM62 38V39H61ZM86 38H89V39H86ZM101 38H103L104 39V37H103V35H102V37ZM112 39V40H110V39ZM128 40H126V39ZM170 38V39H169ZM196 38V39H195ZM7 39V40H6ZM42 39H44L45 41H43L42 42ZM68 39H69V41H68ZM125 39V40H124ZM130 39V40H129ZM168 39V40H167ZM195 39V40H194ZM212 39H213V41H212ZM220 39V42H218V40ZM224 39V40H223ZM252 39V38H251ZM41 40V41H40ZM72 40V39H71ZM86 40H88L87 42H86ZM96 40V39H95ZM102 40V39H101ZM217 40V41H216ZM6 41V42H5ZM30 41H31V43H30ZM48 41V42H47ZM111 41H113L112 43H111ZM123 41V42H122ZM155 41L157 42V44L155 43ZM159 41L161 42V43H159ZM169 42V43H167L166 44V42ZM196 41H198V42H196ZM221 41H223V42H221ZM250 43H249V42ZM2 42V43H1ZM32 42H34L35 44H34V46L32 45ZM67 42H68V44L70 43V44H72V47L73 48H71L70 46V44L68 45L67 44ZM99 42H100V40H99ZM101 42H103V41H101ZM100 42V43H101ZM127 42V44L129 45V47L131 48L132 46L133 47H136L135 48V50L137 51H133L132 50V48H131V50H127V48H129L128 47V45L127 44H125ZM236 42H234L235 44H236ZM152 43H155L156 45H161V52L159 53V55H161L162 57L160 58V59H162L163 61H159L158 62V58H157V56L155 55L156 53H151V52H154V46L152 47ZM6 44H8V45H11V46H13L12 48L13 49H11V50H9V52H8V50L6 49ZM52 44V45H51ZM90 44H91V46H90ZM114 44V43H113ZM124 44L127 46L126 48H125V46H124ZM146 44V45H145ZM212 44V43H211ZM224 44V43H223ZM38 45H40L39 47H37V49L35 50V46H38ZM47 45V46H46ZM48 45H50V46H48ZM55 45V46H54ZM65 45V46H64ZM68 45V46H67ZM78 45V46H77ZM144 45V46H143ZM150 45H151V47H150ZM198 45V46H197ZM203 47H202V46ZM52 46L55 48L56 46V48L54 49V48H52ZM61 46V48H63V49H61V48H59ZM81 46H80V48H81ZM100 46V45H99ZM163 46H165V48L163 49ZM167 46V47H166ZM199 46L201 47V48H199ZM10 47V46H9ZM48 47V49H46V48ZM146 47H147V49H146ZM208 47V46H207ZM49 48H51L50 50H49ZM60 49V52L58 53V51H59V49ZM80 48H78L79 50H80ZM83 48V47H82ZM87 48V50H89ZM138 48V49H137ZM142 48V49H143ZM148 48H150L149 50H148ZM152 48V49H151ZM169 48V49H168ZM195 48V49H194ZM218 48V47H217ZM43 49V51H46V52H44V53H41L42 55L40 56V57H42V59H43V57H45L43 60L38 56L39 54H40V52L39 51H41ZM46 49V50H45ZM58 49V50H57ZM68 49H70V50H68ZM95 51H93V50ZM197 49V50H196ZM202 51H201V50ZM14 50V51H13ZM53 50V51H52ZM64 50V51H63ZM72 50H74V51H72ZM83 50V49H82ZM144 50V49H143ZM145 50H144V52H145ZM150 50H151V52H150ZM153 50V51H152ZM167 50V51H166ZM196 50V51H195ZM220 49H218L217 50V52L219 51ZM236 50V49H235ZM240 50V51H239ZM1 51H2V54H1ZM13 51V52H12ZM43 51H41V52H43ZM56 51V52H55ZM71 51V54H73L72 55V57L73 56H75L76 58L75 59H77L76 61L78 62L79 61V63H76V61H75V65L72 63V62H74V61H72V57H71V54H68V52H70ZM123 51V52H122ZM163 51V52H162ZM221 51V50H220ZM219 51V52H220ZM256 51V52H255ZM47 52H48V56H47ZM51 52H52V57H49V55L51 56ZM79 52V51H78ZM94 52V53H93ZM119 52H121V53H119ZM197 53L198 52V54H195V53ZM205 52V53H204ZM10 53V54H9ZM28 53V54H27ZM54 53H55V55H54ZM85 53V54H84ZM93 53V54H92ZM98 53V54H99ZM128 53H130V56H129V54ZM168 53V54H167ZM236 53V52H235ZM17 54H18V56H17ZM31 54V55H30ZM38 54V55H37ZM44 54H46L45 56H44ZM68 54V55H67ZM152 54V55H151ZM2 55V56H1ZM56 55H59V57H61V59L59 60V61H56L57 60V58L59 59V57H57ZM93 55H95V57H93ZM128 55V56H127ZM158 55V54H157ZM158 55V57H160ZM208 55V54H207ZM24 56V57H23ZM32 56V57H31ZM36 56H38L40 59H38V57L37 58H35ZM46 56H47V59H46ZM79 56V57H78ZM106 58V59H104V57ZM117 56V57H118ZM119 56V57H120ZM150 56V57H149ZM156 56V57H155ZM204 56H206V55H204ZM217 56V55H216ZM55 57H57V58H54ZM68 57V59H66L68 62H69V64L66 62V60H65V63H67L70 67H66L65 66V64H63L64 63V61H62V59L64 58H67ZM110 57V58H109ZM95 58V59H94ZM98 58V57H97ZM140 58H142L141 56H140ZM155 58V59H154ZM156 58H157V60H156ZM166 59V60H164V59ZM168 58H171L170 60H168ZM5 59V60H4ZM8 59H10L9 61H8ZM39 61H38V60ZM46 59V60H45ZM50 59H52L51 60V62L49 61ZM63 59V60H64ZM129 59V60H130ZM31 60V59H30ZM45 60V61H44ZM54 60H55V62H54ZM74 60V59H73ZM97 60V61H96ZM116 60H119V58L117 59L116 58ZM128 60V59H127ZM130 60V61H131ZM137 60V59H136ZM139 60H141V59H139ZM139 60H137V61H139ZM143 60V59H142ZM177 60H178V63H177ZM8 61V62H7ZM35 61V60H34ZM49 61V62H48ZM82 61V60H81ZM87 61H89V62H87ZM109 61V60H108ZM155 61L158 63V64H156L155 63ZM166 61V62H165ZM189 61H191V58H190V60ZM45 62V63H44ZM48 62V63H47ZM61 62H63L62 64L65 66H62V68H61ZM84 62H82V64H84ZM139 62H141V61H139ZM175 64H174V63ZM199 62V61H198ZM232 62V63H231ZM53 63V64H52ZM54 63H56V64H54ZM86 63H85V65L84 66H82V67H85V68H82L83 70H85L86 68V71H88V64L86 65ZM155 63V64H154ZM160 63V64H159ZM170 63V64H169ZM223 63L225 64V65H223ZM248 63V65H246ZM3 64V65H2ZM13 64V65H12ZM47 64H49V65H47ZM77 64V65H76ZM81 64V65H82ZM138 64H139V66H140V63H138L137 62V67H138ZM144 63L143 62H141V66L142 67H138L139 69H141V71H146V70H148L146 67V70H145V68L143 67L144 65H143ZM154 64V65H153ZM167 64V65H166ZM180 64V65H179ZM192 64V65H191ZM229 64H230V66H229ZM232 64V65H231ZM2 65V66H1ZM8 65V66H7ZM55 65V66H54ZM98 65H96V66H98ZM150 65H152V67H150ZM167 67H166V66ZM223 65V67H224V71H223V69L221 70L220 68H221V66ZM234 65V66H233ZM246 65V66H245ZM13 66V67H12ZM50 66V67H49ZM87 66V67H86ZM191 66H193V70H192V68H191ZM253 66V67H254ZM48 67V68H47ZM154 67V68H153ZM156 67V68H155ZM164 67V68H163ZM172 67V68H171ZM183 67V68H182ZM196 67H198V68H196ZM8 70H7V69ZM44 68V69H43ZM60 68V69H59ZM64 68H65V70H64ZM66 68H68V69H66ZM168 68H169V70H168ZM174 68V69H173ZM231 68V69H230ZM50 69V70H49ZM82 69H81V67H79V69H78V72H77V70L75 71L74 70V73L76 72V73H79V71L81 70L82 71ZM164 69H165V71H164ZM167 69V70H166ZM184 69V70H183ZM189 69H190V72H189ZM196 69V70H195ZM62 70H64V72L62 71ZM67 70V74H65L66 71ZM70 70V71H69ZM161 70V71H160ZM173 70V71H172ZM227 70H231V72H229V71H227ZM3 71V72H2ZM69 71V72H68ZM80 71V72H81ZM167 71V72H166ZM226 71V72H225ZM56 72V73H55ZM98 72V71H97ZM96 72V73H97ZM153 72H155V73H153ZM182 73L183 74V72H186V73H189V75H186V73H184V75H182L181 74V77H178V75H177V73L178 74H180V73ZM191 72H193L191 75H190V73ZM194 72H196V73H194ZM214 72V73H213ZM225 72V73H224ZM228 72V73H227ZM242 72V71H241ZM63 73L66 75L65 77L66 78H62V80L60 79V76H63ZM75 73V74H76ZM82 74H83V72H81ZM80 73V74H81ZM86 73H88V72H86ZM91 73H92V71H91ZM90 72H89V74H91ZM151 73H153V74H151ZM166 73H168V74H166ZM169 73H171V74H169ZM84 74H85V72H84ZM82 75V76H84L85 78H86V74L85 75ZM88 74V75H89ZM99 74H101L100 72L97 74V76L99 75ZM154 74H156V77L157 78H155V77H153V75ZM220 74V75H219ZM222 74V75H221ZM224 74V75H223ZM1 75H0V81H3V77H1ZM60 75V76H59ZM79 75V74H78ZM87 75V76H88ZM92 75V74H91ZM162 75V76H161ZM173 75V76H172ZM186 75V76H185ZM193 75V76H192ZM200 77H199V76ZM76 76H77V74H76ZM81 76V75H80ZM79 76V77H80ZM96 76V75H95ZM95 77V78H98V77ZM170 76L172 77V78H170ZM183 76V77H182ZM187 76L191 79H193L195 76L197 77H195L193 80L191 79H188L187 78ZM51 77V78H50ZM55 77V78H54ZM168 78L169 77V80L167 81L166 80V78ZM174 77H175V81H171V79L172 80H174ZM186 77V79H187V81L185 82V83H183V84H176L175 85V83H179V81L180 80H183L184 78ZM199 77V78H198ZM94 78V79H95ZM209 78V79H208ZM47 79V80H46ZM82 80H83V78H81ZM90 79H91V76H88V79H86V80H84L83 81V83L85 84V86H87V87H85V91L87 90V91H90L91 89L94 91V94L92 95V93H93V91H92V93H90L89 92V94L90 95H88V93H87V91H86V93H87V95H85L86 93H85V91H84V93L85 94H83V95H81V96H76V100H75V102H77V104H80V103H82L83 102V111H82V114H81V116L80 117H82V127H83V130H84V133H85V135L86 136H88V134H90V131H92L91 132V135L92 134H95V127H97V125H95V127H94V124H97V121H98V119H101V117L103 118V116H105L106 114H104L106 111H104V109L106 108V107H114L113 106V104L115 105V110H117L118 108V110L120 111V108H121V111H123V110H125V111H123L125 114H127L128 116H130V118H132L134 121H136V123L132 126V128H127V129H129V130H135V134H133L132 132H129V133H127L126 131H125V127L122 129H119V130H116L117 132L115 133V136L114 137H117V136H119L120 135V133H121V135L117 138V139H115V141L117 142V143H119V145H121V147H123V145H124V147H126L125 145H126V137H125V135H124V133H122V131H120V130H124V132L125 133H127V135H129L130 136V138L131 139H134L135 141H134V147H133V144L131 145V147L129 148L130 150H132L133 152H136V153H133L134 155H140V154H143L141 157H140V159H144V161H146V162H151L152 163V161H147V160H151V159H153L154 160V158H153V156L152 155H154V157L156 158L157 157V153H156V151H157V149H154L153 147H151L152 145H155L156 144V141L157 140H160V138L162 137L161 136V134L163 133V131H162V129L164 128V127H158L157 125H158V123H156L155 124V122H153V120H152V118L151 117H158V115H162V114H164L163 116H161V117H163L164 118V116H165V113H166V111L164 112V111H162L163 110V108H165V107H162L163 105H161V104H164V103H162L161 101L162 100H158V96H157V98H155V95H154V99H151V100H149L150 101V105H147V107L146 108H148V109H146L145 110V108H144V111H146L147 113H145V112H143L142 110H140V111H138L139 112V114H144V117H146V118H137L136 116H135V112L133 113V110H132V108H135V107H133V105L132 106H130V104H132L133 102H132V99H131V97L129 96V95H127L128 94V87H123V85L122 84H120V83H122V82H118L117 80V82L115 81V83H117L118 84V86H119V88H118V86L115 84V88L114 89H111V90H108L107 91V89L104 87L103 89H101L103 86L102 85H100V87L98 88V86L99 85H92L91 86V84H92V81L91 82H89L90 81ZM93 79V80H94ZM44 80V81H43ZM51 80H50V82H51ZM96 80V79H95ZM120 80H122V79H120ZM161 80H163L164 82H162ZM202 80V79H201ZM210 80V81H209ZM241 80V79H240ZM97 81V80H96ZM173 82L174 83V86L173 85H168V83L167 82ZM208 81V82H207ZM89 82V85L87 84L86 85V83H88ZM95 82V81H94ZM212 82V83H211ZM91 83V84H90ZM205 83H208L207 85L205 84ZM211 83V84H210ZM6 84V83H5ZM96 84V83H95ZM159 84V85H158ZM170 84V83H169ZM169 87H168V86ZM179 86V88H177L176 86ZM203 85V86H202ZM209 85V86H208ZM3 86H5V85H3ZM88 86H90L91 87V89L90 88H88ZM122 87V90H120V88ZM204 87L205 89H200L201 87ZM96 87V88H95ZM130 87V86H129ZM163 87V88H162ZM170 89H168V88ZM175 87H176V89H175ZM209 87V88H208ZM113 88V87H112ZM118 88V89H117ZM132 87H130V89H131ZM173 88H174V90H175V92L173 93V95L175 96V94H176V92H178V94L177 95H179V97H181L182 99H180L179 100V98L177 97V96H175V97H177V98H175V99H172L171 97L173 96H171V94H172V92H173ZM208 88V89H207ZM117 89V90H116ZM123 89H126V91H124ZM179 89H181V91H178ZM115 92H114V91ZM210 90V89H209ZM104 91H106V92H104ZM113 91V92H112ZM169 91H171V92H169ZM184 91V90H183ZM201 91L199 92V94L201 93ZM104 92V93H103ZM112 92V93H111ZM156 92V93H155ZM171 93V94H169V93ZM181 94H180V93ZM205 92L206 91H204V93L202 94H200V96L202 95H204L205 94ZM127 93V94H126ZM161 93V94H160ZM209 93V92H208ZM105 94H108V95H105ZM133 93L131 92V94L130 95H132ZM103 95L106 97H103ZM111 95V96H110ZM123 95V96H122ZM180 95H184V97H182V96H180ZM88 96V97H87ZM126 96H128V97H126ZM134 95H132V97H133ZM201 96V97H202ZM160 97V96H159ZM96 100H95V99ZM110 98V99H109ZM127 98H129L130 100H131V102H130V100L129 99H127ZM140 98L143 100V98L142 97H139V96H137L136 95V97H134V100L136 99V101H139V102H141L142 103V100L140 101ZM206 98V97H205ZM67 99L68 98H66V101H67ZM79 99H82V100H79ZM104 99H107V101L106 100H104ZM109 99V100H108ZM138 99V100H137ZM160 99V98H159ZM100 102V103H98V101ZM113 100H114V103H113ZM125 100H126V102H125ZM71 99H68V101H67V103L68 104H72V107H73V101H72V103H71ZM94 101H97L96 103L94 102ZM156 101V102H155ZM159 103H158V102ZM74 102V103H75ZM107 102H108V104H109V102H111L109 105L107 104ZM130 104H129V103ZM153 102H155L156 103V105H155V109H154V107H153V105L155 104V103H152ZM176 102V101H175ZM96 104V106L98 107L99 105H101L102 104V106H104V109L102 110L103 112H102V114H103V116H102V114L99 116V114H97L96 115V112H98V108L95 106V104ZM76 103H75V105H77ZM87 104V105H86ZM94 106H93V105ZM111 104H112V106H111ZM125 104V105H124ZM126 104H127V106H126ZM129 104V105H128ZM143 104V103H142ZM166 105V104H165ZM0 106H2V108H3V103H1V101H0ZM86 106V107H85ZM89 106V107H88ZM151 106H152V108H151ZM157 106V107H156ZM162 107L161 109L159 108V107ZM167 106V105H166ZM91 107H92V110H91ZM117 107V108H116ZM132 107V108H131ZM168 107H166V108H168ZM74 108V107H73ZM71 109L72 110V112H70V116H73V120H72V122L74 121V119H75V122H73L74 123V125H72L71 124V128H70V130L65 126L64 127V130L66 129V130H68V132L66 133V131H64L65 132V137L67 138V142H68V144H69V146L71 145V146H74V145H76V144H74V145H72V140L74 141L75 139H77L76 137L78 136L77 134V130H75V129H78V130H81V128H79V127H81V126H79V119H78V122L76 121L77 119L75 118V116L77 115V114H79V111L78 110H76V109ZM130 108V109H129ZM151 108V110H149ZM156 108H158L159 110H160V112L162 111V113H160V112H157L158 111V109H157V111H155V113H153L152 112V110L154 111V110H156ZM165 108V110H167ZM170 108V109H171ZM126 109H128V110H126ZM169 109V108H168ZM173 109V108H172ZM171 109V110H172ZM97 110V111H96ZM106 110V109H105ZM110 110H111V108H110ZM115 111V119H116V122H117V114H119V111ZM93 111V112H92ZM95 111V112H94ZM130 111V112H129ZM149 111H151L152 112V114H153V116L150 114V116H148V113H149ZM2 112H4V111H2ZM90 112V113H89ZM138 112H136V115H137V113ZM150 112V113H151ZM164 112V113H163ZM121 113V112H120ZM129 113H131V114H129ZM158 113H160V114H158ZM195 113V114H194ZM4 114H6L5 112H4ZM112 114V115H111ZM111 116H109L108 117V119H107V117H104L103 119H107V122L108 123H110V121L112 120V119H114V117H112L113 116V113L111 112ZM147 114V115H146ZM155 114H158V115H155ZM85 115H87V116H85ZM91 115H93V116H91ZM155 115V116H154ZM107 116V115H106ZM143 116V115H142ZM147 116H148V118H147ZM98 117H100V118H98ZM160 117V119H162L163 120V118H161ZM195 117H196V111L195 110H193V115L191 116V118L193 119V121L195 122ZM112 118V119H111ZM191 118H190V120H191ZM165 119V118H164ZM152 120V122H153V124H152V122H150V121ZM154 120H158V118L156 119H154ZM94 123H93V122ZM103 121V120H102ZM138 121V122H137ZM76 122H77V125L75 126V124H76ZM161 123H163V122H161ZM143 124V125H142ZM164 124H166V123H164ZM88 125H89V127H88ZM91 125V126H90ZM138 125V126H137ZM72 126H73V128H74V130H73V128H72ZM78 126V127H77ZM115 126H118V125H115ZM141 126V127H140ZM139 127V128H138ZM116 128V127H115ZM155 128V129H154ZM92 129V130H91ZM97 132L96 133H98L99 131H100V129L101 128H99V127H97ZM158 129H161V131L162 132H160L159 134L156 132V130H158ZM167 129L168 128H166V130L164 129V131H166V133L168 134V135H170L168 132H170V130L168 129V131H167ZM75 131V132H74ZM77 131V132H76ZM158 131H160V130H158ZM64 132H63V134H64ZM70 132H72V135L75 133H77L76 135H71V133ZM79 132H81V131H79ZM120 132V133H119ZM151 132L153 133L152 134V136H151ZM70 133V134H69ZM118 133V134H117ZM143 133V134H142ZM144 133L146 134L145 136H147L148 138H147V140H146V138H145V136H144ZM40 135L42 134L43 135V133H39ZM68 134V135H67ZM158 134L159 135V139H157L156 138V140H154L153 139V137H156V135ZM164 134V133H163ZM162 134V135H163ZM165 135L164 134V136L166 137V138H163L164 139V141H163V139L161 138V141L159 142V141H157V143L158 144H161V147H164L163 145H164V143L166 142V141H168L167 140V138H169L168 137V135ZM31 135V138L33 139V135H36L35 137L36 138H40L39 137V135H38V132H34V133H31L30 134ZM37 135H38V137H37ZM71 135V136H70ZM69 136H70V139H71V137H73L74 139H69ZM85 136V137H86ZM35 137H34V139H33V144L34 145H37V144H40V145H42V138H40L39 140H41V142H39V141H37L38 139H35ZM122 137V138H121ZM144 137V138H143ZM119 139H120V142H119ZM118 140V141H117ZM122 140H124V141H122ZM71 141V143H69ZM148 141V142H147ZM139 142V143H138ZM74 143H75V141H74ZM121 143V144H120ZM82 144H83V148H84V150L83 151H81V153L80 154H78L80 151H79V149H78V147H76L75 148V146H74V148H72V150L70 151L69 149V153L71 154H69V153H67V154H65V157H66V155H67V160H66V158H65V160L67 161H65V163H66V167L68 168L67 170V173L69 172V174H67V178L69 179V182L70 183H72V185L74 186V184H78L79 182L78 181H80L81 182V180H79V179H82V182L84 183L83 184V189H84V193L83 194H85V193H87V195L85 194V195H83V197H82V200L80 201V202H82L83 201V203H81V204H79L78 205V203L76 204V203H73V204H75V206H74V208H73V205H72V210L73 211H75L77 214L75 215V216H78L79 217V219H78V217H74V218H72V219H70V225H72V223L74 224L73 226H75V227H73L72 226V228L74 229V230H76L77 232H75L74 230V234L75 233H77V234H75V237H73L74 236V234H72L73 232H71L72 231V228H71V226H70V236H69V238H68V240L67 241H65V242H58L57 244H55V247L54 248H52L51 250H50V248L49 249H43V248H41V242H43V239L41 238V237H32L31 236V231L26 227V224H25V221H26V217H24V215H23V213H24V208L23 207H19V209L17 210L16 209V201L18 200V194L16 193V191H15V184H14V178H15V176H13V175H16L17 176V171H16V166H15V164H13V165H10V163H9V161H8V157H9V155H10V152H11V150H12V143H11V139H10V137H9V131H8V129H6L5 127H0V157H2V158H0V164H1V168H0V184H1V186H3V193H4V195H3V197L0 199V232L2 233V237H0V264H90V262H91V264L92 263H94V264H97L98 263V260H97V262H94L93 260L94 259H97V256L95 255V254H93L94 252L96 253V254H100L101 253V249L100 248H98L99 247V245H100V243H98V242H100V241H96V240H99V239H97L98 237L97 236H101L102 234L103 235H105V236H103L104 237V239L105 240H107V241H109L111 244L112 243H114L115 245H113L112 244V246H114L113 248H114V250H115V254L117 255H119V257H123V258H127L128 257V255H127V253L126 252H128V251H126V246H125V244H124V242L122 241H120V239H118L117 237H116V235H114V233L113 232H111V230L109 229L110 227H109V220L108 219H106L107 218V216H106V214H105V210H104V203H103V201H101L100 200V198L96 195V193L95 192H93V190H92V187H93V183H94V179H95V170H96V167H95V164H96V162H95V160L93 159V156H94V154H95V156L96 157H98V158H100L101 160H103L102 158H104V157H108V155H109V153H111L112 152V150H111V148L109 149V147H107L108 148V150L106 149V148H102V149H100L99 151H101V152H97V153H94L91 149H89V147H86L85 146V142H82ZM139 144V145H138ZM144 145V146H143ZM149 146V150L148 149H146L147 147L146 146ZM77 146V145H76ZM156 147H158V148H160L158 145H155ZM166 146H167V144H166ZM138 147V148H137ZM142 150H141V149ZM91 150V151H90ZM148 152H150V151H152V155L150 154V153H148ZM90 151V152H89ZM141 151V152H140ZM92 152H93V154H92ZM144 152V153H143ZM83 153V155L81 156V154ZM138 153H140V154H138ZM146 153V154H145ZM148 154V155H147ZM74 155V156H73ZM93 155V156H92ZM73 156V157H72ZM79 158H78V157ZM91 156H92V159H91ZM111 156V155H110ZM109 156V157H110ZM137 158H139V156L137 157ZM71 159V160H70ZM74 160V161H73ZM174 160L176 161V162H179V163H181V164H186L187 162L186 161H189L188 162V168L186 169V171H187V173H188V177L190 178V181H191V188H192V186L194 185V187L193 188H195L193 191H192V189H191V193H190V195H191V199L192 198H194L195 196H194V194H195V190H196V176L197 175H195V173H197L196 171H195V166H197V165H195V163H197V161H198V157H197V154L195 153V152H192V154H191V156H190V158L187 160L186 159V157H183L182 155L180 156V155H178V153L175 155V158H174ZM143 161V160H142ZM78 162V163H77ZM137 162L138 163H140V161H139V159L137 160ZM142 163V162H141ZM150 163V164H151ZM77 164H78V166H77ZM168 164V166H169V162L167 163ZM194 164V165H193ZM193 165V166H192ZM78 167L81 169V170H79L78 169ZM94 167V168H93ZM192 167V168H191ZM94 170H93V169ZM160 168L161 167H158V174H159V171H160ZM168 169V168H167ZM92 170V171H91ZM191 170V171H190ZM78 172H80V174H83V178H82V175H80ZM93 172V173H92ZM190 172H192V174H190ZM92 173V174H91ZM144 173V172H143ZM160 173H161V171H160ZM94 174V175H93ZM145 174V173H144ZM159 175H161V174H159ZM79 176H81V178L79 177ZM191 176V177H190ZM144 177H145V179H144ZM160 177V176H159ZM76 178V180L77 181H75L74 179ZM79 178V179H78ZM142 179V181L143 182H145L144 183V185L146 184V186H144V188L143 187H141V185H143V182L142 183H140V180ZM139 179L140 180H134V184H135V188H136V193H134V195L132 196V197H134L135 199L134 200H136V198L137 197H139L140 199H144V200H146V202H152V200L154 199V191H153V189H154V186H152L151 184H150V182L148 181V177H146V175L144 176V175H142L141 177H140ZM144 179V180H143ZM194 179H195V181H194ZM168 180V179H167ZM194 181V182H193ZM93 182V183H92ZM138 182V185H136V183ZM169 182V181H168ZM171 182V181H170ZM170 182H169V185H170ZM166 183V182H165ZM164 182L163 183H161L160 184V188H158V186H159V184H158V186H157V188L158 189H160L159 191L161 192V190L164 188V191H163V196H164V200L166 199V203H167V205H171L172 204V202L174 203L175 201L173 200V199H175V198H173L172 199V197H170V196H172L173 195V197L175 196V194L174 193H172V195H171V193L169 192V189H172V187H171V185H170V187H169V189H168V186L169 185H167V186H164V185H166V184H168V183H166L165 184ZM94 185H95V183H94ZM148 186V187H147ZM137 187L139 188V190L137 189ZM141 188H143V190H141ZM162 188V189H161ZM168 189V190H167ZM211 189H213V187L212 186H210L208 189H206L205 191H204V194L203 195H200L198 198H197V203H204V205H209V202H206V201H209L211 198H212V195H213V191L211 190ZM91 190V191H90ZM139 191V194H137L138 193V191ZM150 190V191H149ZM173 190V192H175V190L174 189H172ZM172 190H171V192H172ZM87 191V192H86ZM144 191H145V193H144ZM240 192H234V191H229V196L228 197H230V199H231V204H234V205H232V206H238V205H240L241 203H243V202H246V201H249V203H248V205H250L251 203H252V201H250V199H249V197L246 195V193L243 191V190H239ZM89 192V193H88ZM135 192V191H134ZM157 192H158V190H157ZM167 192V193H166ZM74 193H76V190H75V192ZM162 193V192H161ZM166 193V194H165ZM176 193V192H175ZM146 194V195H145ZM170 194V195H169ZM179 195V194H178ZM178 195H177V193H176V196L178 197ZM76 197V195H73L72 197ZM88 197L87 199H85V197ZM135 196H137V197H135ZM90 197V198H89ZM123 197V196H122ZM146 197H147V199H148V201H147V199H146ZM171 198L172 200H171V204H170V200L168 199L167 200V198ZM176 197V198H177ZM152 198V199H151ZM163 198V197H162ZM181 198H183V196H181V195H179V198L178 199H175L176 200V203H174L175 205H174V207L173 206H171V209H170V206H169V208H167V209H169V210H171V212L169 213V210H167L166 208H164L165 209V211L167 210L168 211V215L166 216L165 214L166 213H164V215H165V220L163 221L164 223H163V226L164 227H162V229L161 230H157L156 231V233H155V231L152 233V234H149L150 236H147L146 238H147V240H148V238L149 239H151V241H152V236L154 235V236H156L155 238H154V240H155V242H156V247H158V249L160 250L159 251V254H158V258H159V264H183V262L187 259V255H188V253H190V252H187L186 250H184V251H181V250H179L181 247H182V249H184L183 248V246L182 245H184L185 246V243L186 242H188V241H190L191 239H194L195 238V236H196V234L198 233V229H197V224H198V216H196L195 217V214L196 213H198V208H197V205L196 206H188V207H186V202L189 204V200L188 199H186L185 197H184V200L183 199H181ZM75 199V198H74ZM77 199H78V197L75 199V201H77ZM84 199V200H83ZM139 199V200H140ZM73 200V199H72ZM72 200H70V201H72ZM86 200V201H85ZM89 200H91V201H89ZM151 200V201H150ZM180 200L182 201V202H180ZM74 201V200H73ZM72 201V202H73ZM79 201V200H78ZM84 201H85V203H84ZM89 204H88V203ZM164 202V203H165ZM166 203H165V205H166ZM181 204V205H180ZM81 205V206H80ZM82 205H85V207H83ZM184 205V206H183ZM81 207H83V208H81ZM173 207V208H172ZM176 207H178V208H180L179 210L176 208ZM182 207V208H181ZM91 208V209H90ZM83 209V210H82ZM176 209V210H175ZM85 210V211H84ZM71 212L72 214V216H73V213L74 212ZM166 211V212H167ZM207 211L209 212V214H210V217L213 219V214H212V212H211V210L209 209H207ZM3 213H6V215H3ZM78 213H79V215H78ZM80 213L82 214L81 216H80ZM92 213V214H91ZM181 213V214H180ZM195 213V214H194ZM89 214V215H88ZM177 214V215H176ZM85 215V216H84ZM92 215V216H91ZM95 215V216H94ZM182 215V216H181ZM179 218V219H178ZM181 218L183 219V221L181 220ZM106 219V220H105ZM186 222H185V221ZM196 220V221H195ZM95 222V223H94ZM190 222V223H189ZM107 223V224H106ZM184 223V224H183ZM193 223H194V225H193ZM165 224V225H164ZM78 225V226H77ZM108 225V226H107ZM115 225L116 224H113L112 226L113 227H115ZM195 225H197V226H195ZM79 226H80V228H79ZM87 228H86V227ZM122 227H119L120 228V236L122 237V236H125L127 233V229H126V227H127V225H125V224H122L121 225ZM76 228V229H75ZM86 228V229H85ZM125 228V229H124ZM168 228V233H167V231L165 230V229H167ZM184 228V229H183ZM202 228H204V229H207L208 228V224L207 225H203V227ZM239 228H240V233L241 234H245L246 235V244H247V247L249 248V249H251L253 252H255L254 254H253V256H251V258H250V260L247 262V263H245V264H264V243H263V241H264V234L262 233L261 235H259V240H257L256 241V243H254V244H252V245H250L248 242V239H247V237H248V235L250 234V232H251V228H252V226H251V223H250V221H245L243 224H241L240 226H239ZM96 230V232H95V230ZM101 229V230H100ZM78 230H80V231H78ZM86 230V231H85ZM94 230V231H93ZM81 231H82V233H81ZM123 231V232H122ZM163 231H164V233H167V234H165V236H164V234H163ZM84 232V233H83ZM90 232H92V233H90ZM97 232H101L100 234L99 233H97ZM104 232V233H103ZM122 232V233H121ZM184 233L185 234V238L183 239V241L186 239H188L187 241L185 240L184 242H182V243H180V246H179V244L178 243H176V246L175 247H172V244H173V246H174V242H178V241H175V239L174 238H176L177 237V235H178V238H179V234L180 233ZM86 233H87V236H86ZM81 234L84 236H81ZM96 234V235H95ZM76 235H77V237H76ZM158 235V236H157ZM161 235H163L162 237H161ZM182 234H180V236H181ZM119 236V237H120ZM174 236H176V237H174ZM188 236V237H187ZM84 239H83V238ZM106 237V238H105ZM114 237V238H113ZM118 239H116V238ZM157 237H160V239H161V241H160V239L159 238H157ZM165 237V238H164ZM182 237H184V235L183 236H181L180 238H182ZM75 238V239H74ZM178 238L176 239V240H178ZM116 240V241H115ZM147 240L144 242V243H146L147 242ZM206 240V242H205V244L209 247L210 245H211V241H210V238H206L205 239ZM90 241V242H89ZM150 240L148 241V243H146L145 245V250H147V249H151L152 248V246L154 245V243L153 242H151ZM179 241H181V239L179 240ZM119 242V243H118ZM121 242V243H120ZM33 243H35V248H31V246L33 245ZM92 243V244H91ZM161 243H162V246H161ZM165 243H167V244H165ZM98 244V245H97ZM178 244V245H177ZM96 245V246H95ZM147 245H148V247H147ZM165 245V246H164ZM117 246V247H116ZM100 247H101V245H100ZM162 247V248H161ZM164 247V248H163ZM97 248H98V250H97ZM118 249V250H116V249ZM147 248V249H146ZM175 248V249H174ZM72 250H74V252L72 251ZM86 250V251H85ZM92 250V251H91ZM172 250H173V252H172ZM175 250V251H174ZM177 250H179V252L178 253H176V251ZM181 251V252H180ZM86 252H88V253H91L92 252V255H94V256H96V258L94 257V259L92 260V261H90L89 262V260H88V258L89 257H91V256H88L87 255V253ZM175 252V253H174ZM69 258V259H68ZM72 258V259H71ZM224 259H226L227 260V262L226 263H224V264H236L235 263V259H234V257L231 255V257H228L227 255L226 256H224L223 257ZM222 258V259H223ZM89 259H91V258H89ZM67 262V263H66ZM189 262L190 263H185V264H199V262H198V259H197V256H196V254H194V253H192L191 254V258L189 259ZM100 263V262H99ZM98 263V264H99ZM205 264H220L219 263V261L217 260V259H215V258H210L208 261H206L205 262Z\"/></svg>", "mask_w": 264, "mask_h": 264}]
</instances>
